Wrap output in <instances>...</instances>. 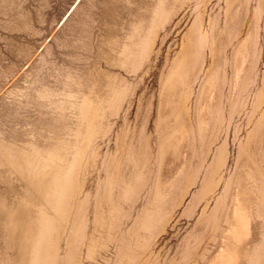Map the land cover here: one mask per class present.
Returning <instances> with one entry per match:
<instances>
[{"label":"rangeland","instance_id":"374dc122","mask_svg":"<svg viewBox=\"0 0 264 264\" xmlns=\"http://www.w3.org/2000/svg\"><path fill=\"white\" fill-rule=\"evenodd\" d=\"M0 264H264V0H0Z\"/></svg>","mask_w":264,"mask_h":264},{"label":"crops","instance_id":"0c3cea01","mask_svg":"<svg viewBox=\"0 0 264 264\" xmlns=\"http://www.w3.org/2000/svg\"><path fill=\"white\" fill-rule=\"evenodd\" d=\"M205 32L206 31H204V29H202V31L200 32L201 34V36H202V38H204V34H205ZM209 42V44H208V46H209V49H210V54L213 52V51H215V48H214V46H213V42H212V40H209L208 41ZM213 57V54H211L210 55V57ZM184 60V59H183ZM180 64H183L184 62H182V61H180L179 62ZM210 66H212V62L210 61L209 62V64L207 63V70L210 68ZM207 72V71H206ZM215 164L213 165V167H212V169H211V173L214 175V174H216L217 173V171H215ZM222 181V177H221V180H220V182ZM227 187V182L223 185V189H225Z\"/></svg>","mask_w":264,"mask_h":264},{"label":"bare ground","instance_id":"6f19581e","mask_svg":"<svg viewBox=\"0 0 264 264\" xmlns=\"http://www.w3.org/2000/svg\"><path fill=\"white\" fill-rule=\"evenodd\" d=\"M32 164H34V163H32ZM33 168V167H32ZM36 169V168H35ZM44 172V171H43ZM40 173V172H39ZM31 175V174H30ZM36 175V174H35ZM31 180V179H30ZM35 181V180H34ZM44 235V234H43ZM42 237V236H41ZM38 240V239H37ZM34 243V242H33Z\"/></svg>","mask_w":264,"mask_h":264}]
</instances>
